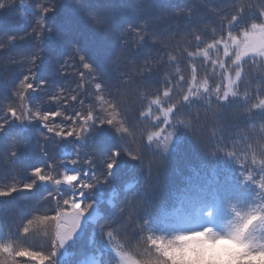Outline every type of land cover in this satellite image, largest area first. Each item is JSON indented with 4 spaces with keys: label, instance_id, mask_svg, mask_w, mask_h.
<instances>
[{
    "label": "trees",
    "instance_id": "16d2710c",
    "mask_svg": "<svg viewBox=\"0 0 264 264\" xmlns=\"http://www.w3.org/2000/svg\"><path fill=\"white\" fill-rule=\"evenodd\" d=\"M38 2L45 6L54 4L55 10L47 14L46 23L66 37L60 40L53 35L51 41H46L43 52L37 50L33 31L35 17L26 11ZM248 4L256 7L241 14L240 23L232 29L238 33L242 27L264 20L259 16V0H10V6L0 10V43L6 44L0 49V98H13L19 80L30 66L23 62L35 52L44 59L35 69L38 79L45 78L49 84L44 92L33 94L29 106L43 101V111L59 110L68 117L75 116L77 111L86 115L89 110L107 116L112 111L108 109L111 103L116 106L119 122L114 127L96 128L83 140L72 137L42 140L44 129L38 122L9 123L0 132V187L12 186L17 181L28 182L30 168L46 167L47 162L71 157L77 152L80 164L62 163L60 167L83 170L88 167L83 161L91 155V167L103 176L102 156L110 154L112 149H127L140 157L131 159L121 151L116 163L117 174L108 173L85 190L83 199L87 202L96 194L99 200L95 201L101 207L91 212L83 232L74 238L72 249L62 253L59 246L56 248L52 264H92L97 256H100L99 264H117L116 252L144 260L148 256L146 249L156 255L155 249L148 245L149 235L172 236L205 227L223 234L235 211H246L254 203V197L264 202L261 187L264 184V110L245 112L251 103H258L264 97L259 62L242 63L250 75L236 90L241 97L248 93L249 102L245 104L238 97L223 110L219 121L211 117L206 107L216 109L215 97L203 95L201 87L207 82L215 90L217 83H226L219 68L213 74V66L202 52L214 39L227 35V20L236 14L235 8ZM179 9L183 12L177 16ZM94 16L118 22L120 27L110 32L97 30L92 24ZM145 22L156 35L149 36L148 43L137 50L136 43L131 41L138 38L121 32L128 25L135 28ZM9 35L16 40L8 43ZM196 36L202 38L199 45ZM124 40L130 42L121 48L120 42ZM153 40L159 42L152 43ZM75 43L80 52L74 51ZM197 51L201 54L188 58L187 53ZM84 54L93 63V75L97 79L85 77L82 84L79 74L88 71L79 63V57ZM216 55L210 53V59H216ZM70 58L76 63L65 68L66 60L73 64ZM193 65L197 68L195 82ZM62 72L66 75H61ZM231 75L234 78V69ZM95 83L102 84V91L95 90ZM166 89L170 99L164 97ZM192 91H198L203 98L183 102V96L191 95ZM52 95L59 98L50 100ZM72 96L77 99L72 100ZM97 96L103 101H98ZM158 97L160 103H150ZM16 102L19 103L18 99ZM169 107L174 108V114H169L168 120L185 121L191 130L177 125L168 150L161 152L157 145L163 144L168 132L173 130L165 125L161 114ZM52 123L67 127L72 121L55 117ZM120 123L127 132H115ZM150 132L160 135L149 142ZM14 134L21 144L26 143V149L12 166L7 157L17 150L11 147ZM41 145L47 156L40 151ZM229 152L234 156L228 157ZM124 173L127 178L122 182ZM243 176L251 177L250 181H243ZM50 191V185L37 184L32 192L0 198V243L45 251V254L51 251L54 222L51 226L47 222L27 225L29 219L55 214V201L43 198ZM64 191L68 194L66 187ZM62 198H59L61 203ZM104 223H111V227L102 232L100 224ZM141 223L148 231L139 230ZM24 226H29V234L23 233ZM109 231L111 238L107 235ZM3 258L4 254H0V259Z\"/></svg>",
    "mask_w": 264,
    "mask_h": 264
},
{
    "label": "snow or ice",
    "instance_id": "6c2138e0",
    "mask_svg": "<svg viewBox=\"0 0 264 264\" xmlns=\"http://www.w3.org/2000/svg\"><path fill=\"white\" fill-rule=\"evenodd\" d=\"M10 6V0H0V10L5 7ZM235 7V6H234ZM253 5H241L235 8L236 14L231 15V18L227 20V35L220 36L218 39H214L212 43L206 45V50H203L202 54L206 60H209L213 66V74H216V69H220V75L226 80V83H217L215 90H212L210 86L205 82L201 85L204 89L203 95L209 97H215V103L217 105L216 109H212L210 105H206L211 117L216 120H220L223 110H226L228 106L238 97L247 104L251 99L248 93H244L241 97L236 90L240 83L244 82L245 78L250 75L242 67V63H247L251 60L254 64L258 62V73L260 75L261 82L264 83V20L260 23L252 22L250 25L242 27L238 33H234L232 29L240 23L241 14L246 10L250 11ZM258 8L259 16L264 17V0H259ZM54 4L52 6H45L43 2H38L33 8L26 9L35 17L36 28L33 30L37 38V50L43 52L47 47L46 41H51L53 35L57 39L66 40V37L62 36L59 32H54V29L48 27L46 23V16L48 13L53 12ZM183 12V9L177 10L176 15L179 16ZM93 27L97 30L103 32H110L118 29L120 26L118 22L111 20H106L104 18L94 16L91 17ZM38 29V30H37ZM224 31V28H221ZM131 33L134 39L132 43H136L137 50H139L145 42L148 43L149 36H155L156 34L151 32L148 28L147 22L141 24L137 27L128 25L123 28L121 35L127 36ZM196 41L202 43L201 36L195 37ZM16 40L15 36L9 35L7 37V42L12 43ZM130 41L124 40L120 42V47H127ZM158 40H153L152 43H157ZM6 44L0 43V49H4ZM221 47L223 48V54L220 55ZM75 52H80V47L75 43ZM215 52L216 59H210V53ZM200 51L187 53L188 58H193L200 55ZM234 56V59H233ZM231 63H228V60ZM73 59V58H70ZM44 61L43 57L36 55L35 52L31 53L30 59L25 60L23 63H27L30 66L27 68V74L23 75L22 79L19 80L16 90L13 92V98H0V132H3L7 125L11 122H16L17 124H23L24 122H38L40 126L44 129L41 133V139L48 138H68L72 137L75 140H83L85 135L90 132H94L96 128L102 126L114 127L115 124L119 123L116 119L118 113L115 111L113 104H108V109L112 111L108 112L107 116H101L94 114L92 110H89L87 114H83L77 111L75 116L68 117L65 116L63 111H43L42 104L43 101L39 103H34L29 106V101L33 98V94H40L47 89L49 81L45 78L38 79V69L41 63ZM73 59V64L70 65L66 60L64 67L73 66L75 64ZM79 63L83 65V69L88 71L80 72V80L82 84L85 82V77L90 80L97 79L93 75L95 71L93 63L88 62L86 55H81L79 57ZM146 66L148 61H145ZM235 72L234 78L231 72ZM61 75H66V73H61ZM197 75V68L192 66V78L195 82ZM183 80L184 78L181 77ZM39 83H36V81ZM95 90L97 92L102 91V84L95 83ZM190 89L192 85H189ZM164 97H170L169 90L166 89L164 92ZM203 98V96L198 91H192L191 95L185 94L183 96V102H191L196 98ZM59 97L52 95L49 97L50 100H56ZM19 101L17 103L16 101ZM72 100H76L77 96H72ZM98 101H103L101 96H97ZM150 103L158 104L160 103V98L151 100ZM261 109L264 110V97L258 99V103H251L250 108H246L245 112H250L252 110ZM169 114H174V108L169 107L164 111L165 125L171 127L173 130L168 132L165 142L163 144H158L157 147L161 152H166L169 148L170 143L173 140L174 132L176 126H182L184 129L191 130V125L185 121H169ZM141 115H144L141 113ZM55 117H64L65 120H71L72 123L67 127H60L59 125H54L52 119ZM63 123V121H62ZM79 126H76V125ZM122 123L119 127H115L116 133L127 132ZM160 133H149L148 141L152 142L154 137H158ZM12 144L11 147L17 149L12 152L8 160L11 161V165L14 166L18 157L26 149V143L21 144V140L18 139L16 134L11 136ZM40 151L47 156V152L41 145ZM94 151V150H92ZM124 151L131 159H140L138 155H132L127 149H112L110 154H104L102 156L103 172L104 175L97 173L94 168L91 167L93 163V157L90 155L89 159L84 160L83 164L88 167L83 170H67L60 167V164L67 163L70 165H77L81 163L78 157V152L76 155L68 157H62L59 161L47 162V166H35L28 170L31 179L28 182H16L12 186L0 187V198H8L17 192H32L37 184H47L50 185L52 191L47 192V196L44 199L51 198L55 201L56 212L52 216L43 215L35 219H29L27 225H43L45 222L51 226L54 222V237L51 239V251L45 254V251H35L26 247H13L12 243H0V254H4L5 258L0 259V264H18L16 258L23 257L28 261L33 262V264H52V258L55 255L56 248L63 245L65 240H67L77 228L78 222L81 216L86 212L91 206V201H85L83 195L85 190L92 188L93 184L98 183L101 179L100 177H106L108 173L116 166L117 158L120 152ZM214 155V154H211ZM234 154L229 152L228 157H233ZM49 161V160H48ZM61 169V171H57ZM251 177L243 176V181L249 182ZM64 187L67 188L68 194H65ZM264 188V184L261 185ZM62 198V203L61 199ZM264 200V197H262ZM127 210V209H126ZM123 215V212L120 213ZM131 216L132 213L130 212ZM111 223H114L111 222ZM111 223L100 224V229L103 232L105 228L111 227ZM234 229L240 231L241 239H245L247 242V247L243 251L247 252V256H240V264H248V261L253 257L260 254H264V202H258L254 197V203L247 208L246 211L234 212ZM141 232L147 230L142 226V223L138 225ZM259 229V231H258ZM23 233L29 234V226H24L22 229ZM148 231V230H147ZM215 235L216 239H227L233 235V232H224L223 234L219 232H213L210 227H205L201 230H194L189 232H180L172 236H160L154 238L152 235L147 237L148 245L155 249L156 255H152L150 249H146L148 256L144 260H135L131 258H124L126 264H185V261L180 258L177 254L174 256L172 254L173 249H177L181 242L186 239H190L194 236H208L209 234ZM255 235V240L248 239L251 235ZM108 237H112V232L107 233Z\"/></svg>",
    "mask_w": 264,
    "mask_h": 264
},
{
    "label": "clouds",
    "instance_id": "9594fccd",
    "mask_svg": "<svg viewBox=\"0 0 264 264\" xmlns=\"http://www.w3.org/2000/svg\"><path fill=\"white\" fill-rule=\"evenodd\" d=\"M233 221L228 222L229 227L225 231L234 233L230 238L216 239L211 233L208 236H194L183 240L177 249L172 250V254H178L185 264H240V256L248 255L243 251L247 242L241 239L240 231L234 229ZM248 239L254 241L255 235ZM248 264H264V254L253 256Z\"/></svg>",
    "mask_w": 264,
    "mask_h": 264
},
{
    "label": "rangeland",
    "instance_id": "374dc122",
    "mask_svg": "<svg viewBox=\"0 0 264 264\" xmlns=\"http://www.w3.org/2000/svg\"><path fill=\"white\" fill-rule=\"evenodd\" d=\"M161 114L164 116V111ZM116 174L117 173H116V169H115V170H113V175H116ZM126 174L127 173H124L122 177L120 176L121 179H122V182L124 180H126V178H127L126 177ZM44 185L45 184H42V186H44ZM92 195H93V197H90L89 198V201H91V206L89 207V209L86 212H84L82 214L81 219L78 222L77 228L73 231L72 235L67 240H65L64 244L59 246V248L61 249L62 253L63 252H66V250L72 249V247H74V244H72L74 242V238L76 236H78L80 233L83 232L84 227H85V223L87 222V218L89 217L90 213L97 206H100L101 207V205H99L100 203L98 201H95V200H99L98 199L99 197L96 194H92ZM116 255L119 258V263H117V264H126V260L123 259L122 257H124V258H131L132 259L131 256H129L127 254H124V253L123 254L122 253L121 254L120 253L118 254L116 252ZM99 258H100V256H97V259H96V261L93 264H99ZM17 262H18V264H33V262H30L26 258H23V257L17 258Z\"/></svg>",
    "mask_w": 264,
    "mask_h": 264
}]
</instances>
